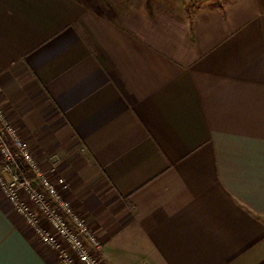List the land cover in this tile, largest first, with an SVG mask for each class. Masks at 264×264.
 I'll return each mask as SVG.
<instances>
[{
  "label": "crops",
  "instance_id": "0c3cea01",
  "mask_svg": "<svg viewBox=\"0 0 264 264\" xmlns=\"http://www.w3.org/2000/svg\"><path fill=\"white\" fill-rule=\"evenodd\" d=\"M169 1L0 0V103L107 264H264V0ZM0 264H61L1 188Z\"/></svg>",
  "mask_w": 264,
  "mask_h": 264
},
{
  "label": "built area",
  "instance_id": "2783aa9c",
  "mask_svg": "<svg viewBox=\"0 0 264 264\" xmlns=\"http://www.w3.org/2000/svg\"><path fill=\"white\" fill-rule=\"evenodd\" d=\"M49 159L45 170L0 103V188L14 211L61 264H107L100 237L67 197L68 179L55 175L57 156Z\"/></svg>",
  "mask_w": 264,
  "mask_h": 264
},
{
  "label": "rangeland",
  "instance_id": "374dc122",
  "mask_svg": "<svg viewBox=\"0 0 264 264\" xmlns=\"http://www.w3.org/2000/svg\"><path fill=\"white\" fill-rule=\"evenodd\" d=\"M81 1H83L84 3L90 4L97 11L104 12L107 15L113 16V17H119L121 14H123V12H125L129 9L130 10L131 9H138V8L140 9L143 7L147 8L146 5L148 6V4H151V2L154 3V5H156L157 7H161V6L162 7L163 6L169 7L170 4L167 5V3H171L169 0H81ZM200 1L201 0H184L183 2H181V0H172V5H173L172 8H173V10H175V8L177 7V9L175 10L176 12H182V14H185L183 12L195 11L196 8H198V6H199ZM33 151L37 157L38 162L40 163V166L45 170L49 169L50 163L42 160L41 157H39V155L36 153L35 149H33ZM77 158L78 157H76V159ZM70 159L71 158H68V156H66L64 161L62 162V164L60 163V165H62V169H61L62 171L60 170V172L68 178V182L70 181L69 180V171H65V169L67 170V167L69 166V165H67V162ZM57 162H59L58 157H57ZM58 173H59V170L57 169L55 175H57ZM58 175H61V174H58ZM84 179H85V182H83L81 184V186H83L84 188H85V186H87V187L85 189H83L81 193L83 194L84 192H88L89 197H87V200L90 198L91 200H93L99 204L100 200H103L102 195L105 194L104 189H102L101 186H96L95 189H97V190L94 192L95 189L93 190L91 188V186H93V185H91V182L89 180H86V178H84ZM98 188H100V189H98ZM78 195H79V193L76 195V197H74L75 195L73 196V202L79 203V200H83V198H77ZM73 205H74L76 211L78 213H80L81 215H83L87 219L88 215H86V212H85L86 209L85 208H88L90 206L89 200L87 202L80 201L79 209H78V207L75 206V204H73ZM93 217H96V215H93ZM88 222L90 223V220H88ZM90 224H97V222L92 221Z\"/></svg>",
  "mask_w": 264,
  "mask_h": 264
}]
</instances>
